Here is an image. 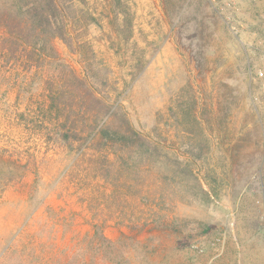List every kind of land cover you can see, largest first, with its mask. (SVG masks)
Here are the masks:
<instances>
[{
	"label": "rangeland",
	"instance_id": "374dc122",
	"mask_svg": "<svg viewBox=\"0 0 264 264\" xmlns=\"http://www.w3.org/2000/svg\"><path fill=\"white\" fill-rule=\"evenodd\" d=\"M73 1L95 19L85 38L111 70L117 91L105 92L162 147L169 177L154 166L115 194L95 183L88 157L73 167L74 154L15 120L44 100L42 71L0 60V264H56L43 251H69L94 222L120 239L126 264H264V0ZM53 45L82 75L78 56ZM14 233L16 249L1 251Z\"/></svg>",
	"mask_w": 264,
	"mask_h": 264
},
{
	"label": "trees",
	"instance_id": "16d2710c",
	"mask_svg": "<svg viewBox=\"0 0 264 264\" xmlns=\"http://www.w3.org/2000/svg\"><path fill=\"white\" fill-rule=\"evenodd\" d=\"M9 7L0 9V60L19 64L24 72L41 70L45 92L37 112L30 115L18 112L19 118L15 120L24 119V128L31 129L43 145H57L74 154L73 167L80 165L79 160L86 162L88 157L86 175L111 190L110 193L132 190L130 180L152 173L150 170L154 168H158L160 177L167 179L168 158L162 147L133 126L118 102V95L112 99L105 92L108 88L117 91L107 78L111 70L96 60L85 38V25L95 19L78 12L73 0H16L12 4L14 10ZM81 20L84 30L78 33L76 25ZM56 39L78 56L82 75L59 58L53 45ZM101 72L105 74L103 78L98 77ZM36 158L33 153L26 158L25 165L35 162ZM174 162L181 171L189 163L181 156ZM34 173L32 190H37L39 177L36 170ZM144 183L142 189L147 190L148 185ZM44 193L46 196L47 190ZM163 196L158 194V199ZM163 211L164 208L154 210L152 219L161 229L160 221L166 220ZM89 226L90 232L82 235L69 251L55 246L53 252L43 251L46 260L53 258L56 264H126L120 239L114 241L105 235V223L94 222ZM14 234L12 242L1 251L16 249L12 245L18 234ZM136 234L132 236L134 240H138Z\"/></svg>",
	"mask_w": 264,
	"mask_h": 264
},
{
	"label": "built area",
	"instance_id": "2783aa9c",
	"mask_svg": "<svg viewBox=\"0 0 264 264\" xmlns=\"http://www.w3.org/2000/svg\"><path fill=\"white\" fill-rule=\"evenodd\" d=\"M227 5H231V3L230 2H227ZM257 75H258V77L260 78V77H262L263 76V73L261 72V71H259L258 73H257Z\"/></svg>",
	"mask_w": 264,
	"mask_h": 264
}]
</instances>
